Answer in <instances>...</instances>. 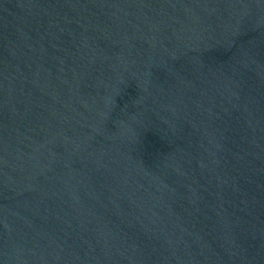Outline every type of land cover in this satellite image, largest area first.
<instances>
[{
	"label": "water",
	"instance_id": "1",
	"mask_svg": "<svg viewBox=\"0 0 264 264\" xmlns=\"http://www.w3.org/2000/svg\"><path fill=\"white\" fill-rule=\"evenodd\" d=\"M0 264H264V0H0Z\"/></svg>",
	"mask_w": 264,
	"mask_h": 264
}]
</instances>
